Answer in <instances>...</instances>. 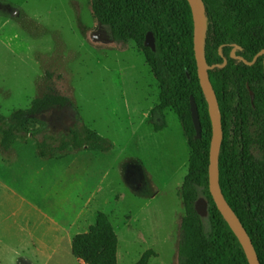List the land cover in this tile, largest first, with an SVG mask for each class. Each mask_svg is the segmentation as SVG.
Wrapping results in <instances>:
<instances>
[{
  "label": "rangeland",
  "instance_id": "rangeland-1",
  "mask_svg": "<svg viewBox=\"0 0 264 264\" xmlns=\"http://www.w3.org/2000/svg\"><path fill=\"white\" fill-rule=\"evenodd\" d=\"M50 93L72 102L26 118L28 131L9 150L0 144V264H87L72 240L101 210L119 234V264H135L150 248L149 264H179L192 148L174 108L155 128L161 86L144 52L133 39L111 40L91 0H0V111L16 123L15 110ZM79 120L112 147L38 155L34 133H66ZM258 202L256 194L264 230Z\"/></svg>",
  "mask_w": 264,
  "mask_h": 264
},
{
  "label": "trees",
  "instance_id": "trees-1",
  "mask_svg": "<svg viewBox=\"0 0 264 264\" xmlns=\"http://www.w3.org/2000/svg\"><path fill=\"white\" fill-rule=\"evenodd\" d=\"M204 2V52L222 112L219 181L264 264V230L254 209L256 194L264 209V0ZM91 5L99 26L109 28L111 40L121 45L133 39L144 52L161 86V100L151 114L155 128L166 125L165 109L174 108L192 148L182 188L186 214L181 221L179 264H252L240 233L210 189L214 119L199 74L192 1L91 0ZM150 30L156 36V49L145 43ZM191 95H195L199 105L201 138L196 137ZM70 102L68 95L37 96L28 108L11 114L16 123L9 122L0 111L1 148L9 150L13 141L28 131L24 125L26 118ZM34 134L38 155L44 158H61L72 148L106 151L112 147L106 136L82 120L66 133L43 139ZM200 197L208 201L207 215L195 208ZM72 252L87 264H119V234L105 211H99L87 231L74 235ZM153 253V249H147L135 264H149Z\"/></svg>",
  "mask_w": 264,
  "mask_h": 264
},
{
  "label": "water",
  "instance_id": "water-1",
  "mask_svg": "<svg viewBox=\"0 0 264 264\" xmlns=\"http://www.w3.org/2000/svg\"><path fill=\"white\" fill-rule=\"evenodd\" d=\"M191 1L195 11L194 44H195L196 56L199 66V74L202 79L205 90L208 93L209 100L211 101V110L213 109L216 113V117L214 120V138L210 152V166H209L210 189L221 209L225 212L227 217L231 220V222L235 225L237 231L240 233L246 245L248 253L250 255L252 264H261L258 253L248 233V230L246 229L240 216L236 213L230 202L225 197L220 185V181L218 183V186H216L214 183L216 175H218L219 178L218 159H219L220 148L223 140L222 112L216 90L208 74L207 69L209 65L206 62V57L204 52V38L207 32L205 2L204 0H191ZM203 19L205 21L204 32L202 26ZM145 43L146 45L151 46L153 49L157 48L156 36L152 30H150L147 33ZM191 111L197 131L196 137L201 138L203 135V124L199 110V105L195 95H191ZM195 208L201 215H207L208 214L207 199L205 197H200L195 203Z\"/></svg>",
  "mask_w": 264,
  "mask_h": 264
},
{
  "label": "bare ground",
  "instance_id": "bare-ground-1",
  "mask_svg": "<svg viewBox=\"0 0 264 264\" xmlns=\"http://www.w3.org/2000/svg\"><path fill=\"white\" fill-rule=\"evenodd\" d=\"M202 26H203V32H204L205 31V21H204V19L202 20ZM214 183H215L216 186H218V183H219L218 175H216Z\"/></svg>",
  "mask_w": 264,
  "mask_h": 264
},
{
  "label": "crops",
  "instance_id": "crops-1",
  "mask_svg": "<svg viewBox=\"0 0 264 264\" xmlns=\"http://www.w3.org/2000/svg\"><path fill=\"white\" fill-rule=\"evenodd\" d=\"M3 162H4V160H3V158L0 156V164L2 165V167H3Z\"/></svg>",
  "mask_w": 264,
  "mask_h": 264
}]
</instances>
